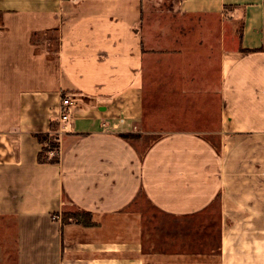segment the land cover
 <instances>
[{"label": "crops", "instance_id": "crops-1", "mask_svg": "<svg viewBox=\"0 0 264 264\" xmlns=\"http://www.w3.org/2000/svg\"><path fill=\"white\" fill-rule=\"evenodd\" d=\"M0 264H264V0H0Z\"/></svg>", "mask_w": 264, "mask_h": 264}, {"label": "trees", "instance_id": "trees-1", "mask_svg": "<svg viewBox=\"0 0 264 264\" xmlns=\"http://www.w3.org/2000/svg\"><path fill=\"white\" fill-rule=\"evenodd\" d=\"M123 137L127 140H135L138 138L136 135H130L126 134L123 135ZM40 141L43 144H47V146L44 147L41 155H40V162H50V163H57L59 161L58 154H57V149H58V144L54 141L53 138H49L48 136H41ZM51 154H53L51 156ZM64 222H76V223H84V225L88 226L91 224L90 218L86 217L85 222H83L79 217H81V214L78 213H66L64 215Z\"/></svg>", "mask_w": 264, "mask_h": 264}, {"label": "built area", "instance_id": "built-area-1", "mask_svg": "<svg viewBox=\"0 0 264 264\" xmlns=\"http://www.w3.org/2000/svg\"><path fill=\"white\" fill-rule=\"evenodd\" d=\"M78 105L77 101L74 100V97L72 96H65L62 98L61 101V107L59 111V123L60 125H64L62 128V131H67V126L66 124L70 121L71 115H72V110L74 107Z\"/></svg>", "mask_w": 264, "mask_h": 264}, {"label": "rangeland", "instance_id": "rangeland-1", "mask_svg": "<svg viewBox=\"0 0 264 264\" xmlns=\"http://www.w3.org/2000/svg\"><path fill=\"white\" fill-rule=\"evenodd\" d=\"M177 1H179V0H177ZM227 18H228V17H227ZM238 26H239V29H240V22H239V25H238ZM213 140H214V143H215V144H217V143L219 142V141H218V140H216L215 138H214ZM212 142H213V141H212ZM145 145H147V144H145ZM52 155H53V154H52ZM52 155H51V156H52ZM139 204H140V205H142V204H143L145 207H147V206H148L147 202H146V201H145V199H144V198H142V197H141V198H140V200H139V203H138V205H139ZM150 208H151V207H150V206H148V209H150ZM151 210H152V209H151Z\"/></svg>", "mask_w": 264, "mask_h": 264}]
</instances>
